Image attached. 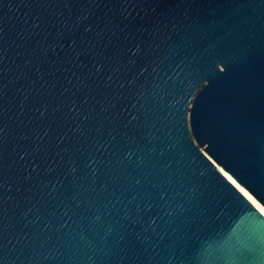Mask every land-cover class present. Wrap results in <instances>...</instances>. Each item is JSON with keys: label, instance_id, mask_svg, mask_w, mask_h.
<instances>
[{"label": "water", "instance_id": "1", "mask_svg": "<svg viewBox=\"0 0 264 264\" xmlns=\"http://www.w3.org/2000/svg\"><path fill=\"white\" fill-rule=\"evenodd\" d=\"M0 264H264V0H0Z\"/></svg>", "mask_w": 264, "mask_h": 264}]
</instances>
